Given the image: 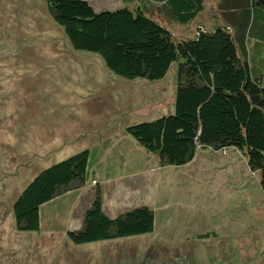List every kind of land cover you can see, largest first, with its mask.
I'll use <instances>...</instances> for the list:
<instances>
[{"label":"rangeland","instance_id":"1","mask_svg":"<svg viewBox=\"0 0 264 264\" xmlns=\"http://www.w3.org/2000/svg\"><path fill=\"white\" fill-rule=\"evenodd\" d=\"M225 19L208 0L187 23L162 21L186 37ZM177 75V63L154 81L116 75L99 54L73 49L46 0H0V264H264V194L245 154L206 145L186 164L161 165L126 131L173 112ZM83 149L84 185L43 203L39 229L18 228L16 196ZM97 188L110 216L149 206L153 231L74 242L68 231L82 227Z\"/></svg>","mask_w":264,"mask_h":264},{"label":"trees","instance_id":"2","mask_svg":"<svg viewBox=\"0 0 264 264\" xmlns=\"http://www.w3.org/2000/svg\"><path fill=\"white\" fill-rule=\"evenodd\" d=\"M207 1L122 0L99 9L89 0H46V5L73 49L99 54L116 75L154 81L177 63L173 112L126 127L161 165L186 164L200 146L233 147L259 171L264 194V48L258 45L264 44V0H215L226 19L186 37L162 21L187 23ZM89 157L90 150L83 149L38 171L13 201L17 227L39 229L40 206L83 186ZM99 193L97 188L82 227L68 231L74 242L153 231L149 206L110 216Z\"/></svg>","mask_w":264,"mask_h":264},{"label":"crops","instance_id":"3","mask_svg":"<svg viewBox=\"0 0 264 264\" xmlns=\"http://www.w3.org/2000/svg\"><path fill=\"white\" fill-rule=\"evenodd\" d=\"M120 1H122V0H120ZM257 40H255V42H256ZM250 45H252V43H250ZM258 45H262V47L264 48V44H258ZM258 49V48H257ZM124 158H127V160L129 161V162H131L130 161V159H129V156L128 155H126ZM124 158L122 159V165H126L125 164V161H124ZM113 162H116V163H118L117 161H113ZM95 163L96 164H100L101 163V161H95ZM146 163L147 162H145V164H144V166L146 165ZM130 167H135V168H137V170H140V169H142V166L139 164V162H134ZM93 169V168H92ZM113 170H114V167L112 166V168H111V171L113 172ZM92 171V170H91ZM109 172V171H108ZM110 173V172H109ZM115 175V174H114ZM113 175V176H114ZM114 180H116L115 179V176L114 177H112ZM93 180H95L96 182H97V179H93ZM113 189V188H112ZM68 192H70V191H68Z\"/></svg>","mask_w":264,"mask_h":264}]
</instances>
